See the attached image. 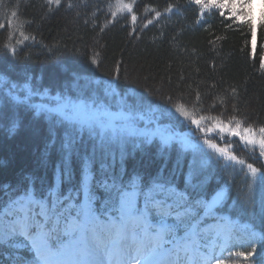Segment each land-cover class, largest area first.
Returning a JSON list of instances; mask_svg holds the SVG:
<instances>
[{
	"label": "trees",
	"instance_id": "1",
	"mask_svg": "<svg viewBox=\"0 0 264 264\" xmlns=\"http://www.w3.org/2000/svg\"><path fill=\"white\" fill-rule=\"evenodd\" d=\"M113 2L61 0L59 6H49L46 0H19L17 8V0H0L4 5L0 11H7L9 15L17 11L19 21L24 22L21 30L30 37L16 44L19 31L14 34L10 45L16 47L13 57L4 47L9 30L7 27L0 30V107L6 114L0 121V193L6 190L4 186L14 187L22 180L36 188L51 185L58 160L55 151L45 154L51 139L50 123L35 109L21 106L16 114V129L10 131L8 89L13 84L17 90L25 86L31 89L35 93L31 102L47 107L55 106L58 97H70L105 101L115 109L122 99L142 110L151 108L157 116L166 112L169 115L160 119V125L186 135L193 143L201 136L190 122L175 113L172 107L175 102L185 105L197 118L212 115L226 123L236 115L243 126L264 127V68L261 67L264 27L260 26L261 20L253 21L257 25L253 37L243 21L229 28L231 21L225 20L216 9L211 10V15L206 12L200 18L198 7L190 0H125L133 2L132 14L137 16L133 25L131 14L127 12L111 17L108 5ZM69 3L73 4L72 8L68 7ZM169 4L175 7L171 13H166L164 10ZM148 8L162 15L144 28L147 20L155 15ZM108 20L112 22L106 23ZM92 59L97 63L93 64ZM118 65L119 78L114 79ZM109 84L118 95L106 98L104 89ZM197 93L199 103H196ZM20 96L22 99L23 94ZM233 105L238 109L235 113ZM215 135L218 139V130ZM224 137L225 141L234 142L238 156L253 163L264 174V159L259 158L258 148L253 159L238 137H228L226 133ZM84 140L90 145L87 137ZM212 155L202 167L204 158L197 155L193 160L190 149L184 151L180 145L164 147L155 139L138 146L129 144L127 156L121 160L116 155L111 162L117 168L122 164L127 173L155 175L162 170L165 177L171 175L181 187L191 166L195 171L193 183L206 180V198L210 199L214 190H224L225 200L218 215H227L241 223L251 221L258 230H264V196L259 177L254 184L252 203L243 208L251 177L222 167L223 161L217 163L218 158ZM75 169L76 178L71 184L63 185L65 191L78 187V164ZM251 259L253 264H264V242L257 244ZM0 264H16L15 259L9 257L8 249L0 248Z\"/></svg>",
	"mask_w": 264,
	"mask_h": 264
},
{
	"label": "snow or ice",
	"instance_id": "2",
	"mask_svg": "<svg viewBox=\"0 0 264 264\" xmlns=\"http://www.w3.org/2000/svg\"><path fill=\"white\" fill-rule=\"evenodd\" d=\"M133 2L114 0L108 5L111 17L127 12L135 25L137 16L132 14ZM190 2L198 7L200 18L206 12L211 15V10L216 9L220 16L231 21L229 28L243 21L252 36H256L257 25L252 22L251 13L245 11L253 0ZM46 3L59 6L61 0H46ZM68 7L72 8L73 4L69 3ZM174 7L169 4L164 11L171 13ZM3 8L0 4V9ZM147 10L155 15L147 20L144 28L162 15L154 8ZM23 23L17 11H11L10 15L0 11V30L5 27L9 30L4 47L13 57L16 47L10 45L14 34L19 31L16 44L30 39L21 30ZM260 26L264 27V16ZM100 30L103 32L104 27ZM91 62L97 63L95 59ZM261 67L264 68V61ZM119 70L118 65L114 79L119 78ZM232 92L235 94L236 90L233 88ZM8 95L10 131L16 129V114L21 106L35 109L50 123L51 139L45 154L55 151L58 155L51 185L36 188L22 180L14 187L4 186L6 190L0 193V248L8 249L9 257L14 258L16 264H253L251 258L257 244L264 242V230H258L251 221L241 224L227 215H218L225 192L214 190L211 198H206V180L193 183L195 171L191 166L181 187L171 175L165 177L162 170L155 175L127 173L122 164L117 168L111 161L116 155L123 160L129 144L138 146L155 139L164 147L180 145L184 151L190 149L193 160L197 155L204 158L202 167L214 154L217 163L223 161L222 167L251 177L249 191L242 202V207L247 208L252 203L258 177L264 196V174L253 163L238 156L234 142L225 141L224 134L238 137L253 159L258 148L259 158L264 159V127L243 126L236 115L226 123L212 115L197 118L185 105L175 102L172 104L175 113L190 122L201 136L193 143L186 135L160 125V119L169 113L161 112L157 116L151 108L142 110L122 99L115 109L105 101L70 97H58L55 106L47 107L32 103L35 93L26 86L17 90L15 84L9 87ZM116 95L110 84L104 89L106 98ZM199 102L197 93L196 103ZM237 111L233 105V112ZM5 115L4 108L0 107V121ZM206 121L210 123L206 125ZM85 137L90 145L85 143ZM77 164L78 187L65 191L63 185L71 184L76 178Z\"/></svg>",
	"mask_w": 264,
	"mask_h": 264
},
{
	"label": "rangeland",
	"instance_id": "3",
	"mask_svg": "<svg viewBox=\"0 0 264 264\" xmlns=\"http://www.w3.org/2000/svg\"><path fill=\"white\" fill-rule=\"evenodd\" d=\"M245 11H248L251 13L250 18H251L252 22L261 20V17L264 16V3H262L261 0H253L251 6L249 8H246ZM235 221L237 223H241L237 220H235ZM209 222H214V221H209ZM241 224H243V223H241Z\"/></svg>",
	"mask_w": 264,
	"mask_h": 264
}]
</instances>
